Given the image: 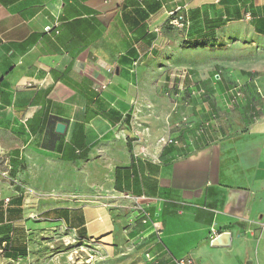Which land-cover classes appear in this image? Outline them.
<instances>
[{"label": "crops", "instance_id": "crops-1", "mask_svg": "<svg viewBox=\"0 0 264 264\" xmlns=\"http://www.w3.org/2000/svg\"><path fill=\"white\" fill-rule=\"evenodd\" d=\"M262 220L264 0H0V264H72L57 228L86 264H264Z\"/></svg>", "mask_w": 264, "mask_h": 264}, {"label": "built area", "instance_id": "built-area-1", "mask_svg": "<svg viewBox=\"0 0 264 264\" xmlns=\"http://www.w3.org/2000/svg\"><path fill=\"white\" fill-rule=\"evenodd\" d=\"M167 24L174 29H178V30H188L191 26V20H190V16H189V9L187 7H179L177 8L175 11H173L172 13H169L168 15V19H167ZM52 28L48 27L46 30L50 31ZM193 75L192 73L185 69V71H178L175 75L174 78H177L179 80V84H178V88L180 91L186 90L187 89V82L191 81ZM204 90L200 89L199 93H203ZM183 121H187V118H184ZM161 144H169V143H173L172 139H161L160 140ZM2 176L6 179H10V173L9 171H5L4 173H2ZM7 202H9V199L6 200ZM138 205V209L140 212V220L142 222L143 225H150L152 231L157 234V236H161L163 229L161 227V225L156 222L153 221L151 219L150 214L145 210L144 207H142V205L140 203H137ZM260 226L262 228H264V220H262L260 223ZM4 252V247H2L0 249V254H3ZM148 258L149 254L146 255ZM174 264H195L194 260L191 258H181V259H177L174 261Z\"/></svg>", "mask_w": 264, "mask_h": 264}, {"label": "rangeland", "instance_id": "rangeland-1", "mask_svg": "<svg viewBox=\"0 0 264 264\" xmlns=\"http://www.w3.org/2000/svg\"><path fill=\"white\" fill-rule=\"evenodd\" d=\"M181 71H185V69H182ZM49 232L50 234H46L45 237H42L43 243L47 244L50 240H54L53 238H56L55 240L57 242L52 241L54 243L50 245L51 247L48 244H44V247H46L48 251L53 254H57L60 252L66 253V259L68 258L67 261L72 264H86L87 262L93 261L91 257L95 258V254H98L97 250H94L93 247L86 246L82 241L66 235L64 229H51L48 230V233ZM12 263H14V261L7 262V264Z\"/></svg>", "mask_w": 264, "mask_h": 264}, {"label": "trees", "instance_id": "trees-1", "mask_svg": "<svg viewBox=\"0 0 264 264\" xmlns=\"http://www.w3.org/2000/svg\"><path fill=\"white\" fill-rule=\"evenodd\" d=\"M191 25H192V22H191ZM12 242H13L12 240H9L7 242V244L4 247V252L1 255H4V257L6 258H14V259H17L21 256L26 255V249H27L26 245L24 246L22 243L13 244Z\"/></svg>", "mask_w": 264, "mask_h": 264}, {"label": "water", "instance_id": "water-1", "mask_svg": "<svg viewBox=\"0 0 264 264\" xmlns=\"http://www.w3.org/2000/svg\"><path fill=\"white\" fill-rule=\"evenodd\" d=\"M65 130V125L64 124H58L57 125V131L63 133ZM230 242V234L228 233H223L217 236L213 241V245H220V246H225L229 245Z\"/></svg>", "mask_w": 264, "mask_h": 264}]
</instances>
